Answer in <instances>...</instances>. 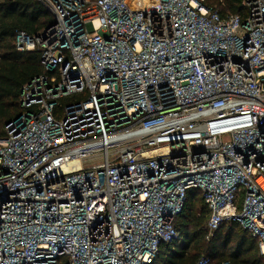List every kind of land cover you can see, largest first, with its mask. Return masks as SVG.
<instances>
[{
  "label": "built area",
  "instance_id": "obj_1",
  "mask_svg": "<svg viewBox=\"0 0 264 264\" xmlns=\"http://www.w3.org/2000/svg\"><path fill=\"white\" fill-rule=\"evenodd\" d=\"M39 1L51 27L15 46L43 71L0 134V264H151L191 188L208 235L236 221L264 256V0Z\"/></svg>",
  "mask_w": 264,
  "mask_h": 264
},
{
  "label": "trees",
  "instance_id": "obj_2",
  "mask_svg": "<svg viewBox=\"0 0 264 264\" xmlns=\"http://www.w3.org/2000/svg\"><path fill=\"white\" fill-rule=\"evenodd\" d=\"M222 1L230 12H240V0ZM218 2L206 0L210 6ZM52 23V16L39 0H0V134L4 124L21 112L20 89L43 71L39 51L18 50L15 35L18 31L38 35ZM207 218L201 193L188 189L183 208L173 221L178 236L160 244L151 264H192L201 256L210 264H264L256 239L236 221L222 222L208 235Z\"/></svg>",
  "mask_w": 264,
  "mask_h": 264
},
{
  "label": "rangeland",
  "instance_id": "obj_3",
  "mask_svg": "<svg viewBox=\"0 0 264 264\" xmlns=\"http://www.w3.org/2000/svg\"><path fill=\"white\" fill-rule=\"evenodd\" d=\"M213 1H214V0H208V3H210V4H211Z\"/></svg>",
  "mask_w": 264,
  "mask_h": 264
},
{
  "label": "water",
  "instance_id": "obj_4",
  "mask_svg": "<svg viewBox=\"0 0 264 264\" xmlns=\"http://www.w3.org/2000/svg\"><path fill=\"white\" fill-rule=\"evenodd\" d=\"M51 25H52V24H51ZM51 25H50L48 28H50V27H51ZM49 32H50V33H52V29H50V30H49Z\"/></svg>",
  "mask_w": 264,
  "mask_h": 264
}]
</instances>
